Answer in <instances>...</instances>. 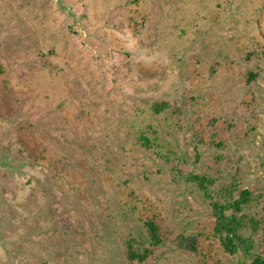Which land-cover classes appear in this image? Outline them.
<instances>
[{
	"label": "rangeland",
	"instance_id": "1",
	"mask_svg": "<svg viewBox=\"0 0 264 264\" xmlns=\"http://www.w3.org/2000/svg\"><path fill=\"white\" fill-rule=\"evenodd\" d=\"M0 154V264H251L264 0H0ZM242 188L230 253L211 204Z\"/></svg>",
	"mask_w": 264,
	"mask_h": 264
},
{
	"label": "trees",
	"instance_id": "2",
	"mask_svg": "<svg viewBox=\"0 0 264 264\" xmlns=\"http://www.w3.org/2000/svg\"><path fill=\"white\" fill-rule=\"evenodd\" d=\"M189 179L196 178L200 179L199 184L203 188V180L204 178L201 176H189ZM231 189L228 190V195L231 196V192H229ZM250 195L251 192L247 188H242L238 190L237 196L230 198V201L222 204L218 201L212 202V210L213 215L215 216V225H214V231L216 233H219V238L221 240L222 246L224 249L230 253H235L237 251L238 247H241L246 244V247H250L249 237H244L241 233V227L247 225V221H243V217L241 211L245 204H248L250 201ZM231 212L226 213V210H230ZM240 214V215H239ZM240 216V217H239ZM250 223L252 224L250 226L251 230L253 232L257 231L258 226L260 223L264 224V218L263 219H256L254 217H251ZM260 222V223H259ZM147 228L150 234V237L154 242H159L160 238L158 235V226L153 221L147 222ZM264 231V227H263ZM178 246L181 249L186 250H196V242L195 237H185L184 235H181L178 237ZM244 252L248 251V248H243ZM126 255L129 260V262H134L135 258L142 262L145 258L144 253H140L137 251H134L132 249V244L127 242L126 243ZM251 264H264V256L261 254H254L251 258Z\"/></svg>",
	"mask_w": 264,
	"mask_h": 264
},
{
	"label": "water",
	"instance_id": "3",
	"mask_svg": "<svg viewBox=\"0 0 264 264\" xmlns=\"http://www.w3.org/2000/svg\"><path fill=\"white\" fill-rule=\"evenodd\" d=\"M8 157H9L8 154H0V171L1 170L9 171L13 169V166L10 167V164L7 163V161L10 160V158Z\"/></svg>",
	"mask_w": 264,
	"mask_h": 264
}]
</instances>
